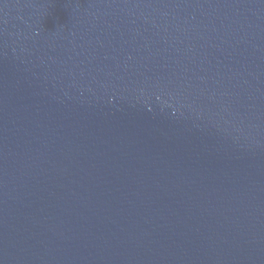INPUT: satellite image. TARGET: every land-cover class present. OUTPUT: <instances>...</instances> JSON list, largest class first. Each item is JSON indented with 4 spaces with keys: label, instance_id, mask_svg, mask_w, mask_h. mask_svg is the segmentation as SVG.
<instances>
[{
    "label": "water",
    "instance_id": "95a60500",
    "mask_svg": "<svg viewBox=\"0 0 264 264\" xmlns=\"http://www.w3.org/2000/svg\"><path fill=\"white\" fill-rule=\"evenodd\" d=\"M0 264H264V0H0Z\"/></svg>",
    "mask_w": 264,
    "mask_h": 264
}]
</instances>
